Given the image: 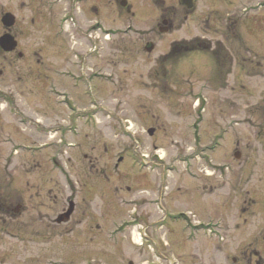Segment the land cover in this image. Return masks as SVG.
I'll return each mask as SVG.
<instances>
[{"label":"rangeland","instance_id":"obj_1","mask_svg":"<svg viewBox=\"0 0 264 264\" xmlns=\"http://www.w3.org/2000/svg\"><path fill=\"white\" fill-rule=\"evenodd\" d=\"M127 4L123 8L115 0L110 10H101L100 17L113 24L114 43L109 45L113 49L104 45V53L90 65L98 68L94 81L76 90L63 85L42 95L30 85L23 66L11 67L12 55L0 54V194L16 196L35 218V226L30 227L27 212L13 219L3 217L0 264H146L164 255L179 264H234L228 258L238 254V237L249 226L236 231V209L228 205L229 229L224 235L222 225L218 227L223 217L221 180L215 179L211 196H191L203 181L191 180L187 165L179 164L176 157H185L196 144L189 123L196 115L192 107L198 98L211 104L203 114L208 127L203 135L211 146L218 126L226 125L215 148L221 150L215 155L217 162H237L232 150L236 141L244 153L264 150V73L249 78L242 72L238 76L243 87L231 90L220 86V71L219 81L213 78L214 57L205 51L171 53L174 40L195 35L220 38L219 27H214L217 16L212 15L208 29L200 17L211 8L219 10L218 0H198L200 18L178 22L174 32L164 35L159 30L164 27L162 18L168 14L180 19L179 0H127ZM257 27L251 34L244 24V52L264 50L260 23ZM124 30L129 40L122 38ZM149 41L156 45L150 54L144 50ZM17 72L24 78L22 84L15 78ZM86 75L82 73L83 78ZM236 114L240 118L229 122ZM258 156L264 161L263 153ZM120 157L123 163L115 169ZM194 176L204 178L203 173ZM71 186L76 188L78 207L73 219L82 224L76 228L72 222L61 228L70 227L72 232L46 237L39 214L60 212ZM200 205L211 215V232L191 235L192 214L200 221L205 217ZM159 206L166 207L169 217L158 216ZM121 218L144 226L157 218L162 223L151 227L142 249L134 245L127 228L107 240L109 232L125 228ZM142 259L147 260L141 263ZM165 260L160 264H167Z\"/></svg>","mask_w":264,"mask_h":264},{"label":"flooded vegetation","instance_id":"obj_2","mask_svg":"<svg viewBox=\"0 0 264 264\" xmlns=\"http://www.w3.org/2000/svg\"><path fill=\"white\" fill-rule=\"evenodd\" d=\"M3 1L6 4H3ZM117 1L122 7L126 3L123 8L128 7L127 0ZM114 2L115 0H0V40L6 35H10L15 45V49L11 53L4 52L0 46V54L3 52L6 55H12L11 67L19 70L20 65L23 66L30 85L42 95H46V92L50 95L51 92L58 91L63 85H70L72 90H76L75 88L79 86H85L89 81H94L97 73L95 69H98L90 65L101 57V53H104L106 49L104 45L107 47L114 43L113 24H108L100 17L101 10H110ZM218 2L219 10L218 8H211L205 16H200L202 24L207 29L211 26L212 15L217 16L214 27H219L220 38L218 40L195 35L188 40H174L170 44V49L173 55L185 51H191L194 55V53L205 51L214 57L211 59L214 69L211 72L213 78H217L216 80L219 81L220 71V86L233 90L241 85V79L238 75L242 72L249 78L259 77L264 73V50L260 54H252L251 50L245 52L243 50L244 24L253 34V32L258 31L257 26L260 23L262 29L259 36L264 42V0H218ZM197 4L198 0H186L185 2L179 0L181 6L180 19L172 18L168 14L164 15L162 18L164 27L159 29L160 33L164 35L174 32L178 22L182 23L184 20L187 21L190 17L196 16ZM212 4L213 1L209 5L212 6ZM8 5L10 8L6 7ZM6 14H11L13 17L11 27L4 24ZM79 14L84 16L83 20H80ZM198 17L196 16V18ZM181 26L182 24L178 25L179 28ZM127 27L129 28V26ZM123 34L125 36L122 38L129 40L126 30L123 31ZM185 42L186 44H184ZM151 46L153 52L156 45L152 41L145 44L144 50ZM247 64L249 65L246 68ZM82 73L87 75L83 78ZM15 78L19 82L24 81L20 72H17ZM197 101L192 107L196 115L192 114L189 123L191 138L195 139L196 144L190 147L185 157L181 154H177L176 157L179 164L185 163L187 165L191 180L203 181V185L197 186L191 196L193 194L206 198L211 196L215 187L214 181L219 178L221 180L219 188L221 193H224V195L222 194L224 200L221 204L223 217L219 219V225L221 224L223 227V234L225 235L229 229L227 217L230 207L228 205H234L236 209L235 230L241 231L242 227L248 226L250 228V230L243 231L242 235L238 237L236 244L237 251L239 250L238 254L230 256L228 259L234 264H264V161L260 160L258 156V153L264 154V150L244 153L243 150H238L240 142L236 141L232 150L237 162L232 165L217 162L215 155L221 150H215V148L218 146L219 139L223 137L226 125L224 127L217 125L218 131L213 136L216 143L211 146V142L209 143V140L205 139L203 135V130L208 129L203 114L206 111V105L208 108L211 104L208 99L201 100L198 98ZM1 102L0 100V113L3 111ZM236 116H230L228 121L236 122L240 118L239 115L236 114ZM215 122L221 123L222 121ZM37 123L39 124V122ZM32 125L36 128L35 123ZM44 146L43 144L40 148ZM122 163L123 158L120 157L114 168L117 169ZM55 164L58 163L55 162ZM12 166L13 162L11 161L6 169L9 170V167ZM92 166L95 167L93 164ZM195 172L203 173L204 178L195 177ZM71 187H69L71 195L63 201L60 212L39 214L42 225L47 232H45L46 237H50L53 233H60L61 236L65 230L72 232L73 229L70 227L65 228V230L61 229L62 226L70 225L72 222L76 228L81 226L82 221L77 218L73 219L78 207L74 201L77 197L76 188ZM93 191H96V188H93ZM116 191H120V189ZM72 203L74 212L68 221L59 222L60 218L67 212L66 204L70 207ZM45 204H47L46 199L43 201V205ZM123 205H125V201H123ZM203 206H199L204 209L203 221L192 214L194 222L190 223L191 235L204 233L211 227V215L206 213V207ZM24 212H27L30 217V227H34L33 213L22 201L19 202L17 197L13 195L0 194V225L4 223L3 217L13 219L23 215ZM158 216L169 217L166 207L159 206ZM150 218L148 217V220ZM144 220L146 219L144 218ZM161 223L159 218L148 221L146 229L150 230L151 227L155 228ZM137 224L141 225V223ZM98 226V224L95 225L96 228ZM135 227V224L131 225V228ZM161 228L162 226L159 227V229ZM32 234L34 236L35 232L32 231ZM89 241L91 244L94 243L90 237ZM223 241L226 245L229 240L227 241L225 237ZM165 257L164 255L161 259L165 260ZM155 258L158 259V257ZM165 261L170 264L171 259Z\"/></svg>","mask_w":264,"mask_h":264},{"label":"water","instance_id":"obj_3","mask_svg":"<svg viewBox=\"0 0 264 264\" xmlns=\"http://www.w3.org/2000/svg\"><path fill=\"white\" fill-rule=\"evenodd\" d=\"M186 0H182V2H185ZM126 6V3L123 4V7ZM4 24L8 27H11L13 24V17L12 15L8 14L5 16L4 18ZM0 46L6 51V52H11L15 49V45L12 41V38L9 35L4 36L1 40H0ZM146 50L148 51V53L152 52V46L151 47H147ZM154 133V130H150L149 134L152 135ZM74 212V207L73 205L70 207V209L68 210V212L63 215L59 222L64 221V219L68 220L71 216V214Z\"/></svg>","mask_w":264,"mask_h":264}]
</instances>
